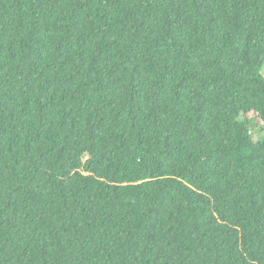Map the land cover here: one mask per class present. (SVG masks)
<instances>
[{"label":"trees","instance_id":"obj_1","mask_svg":"<svg viewBox=\"0 0 264 264\" xmlns=\"http://www.w3.org/2000/svg\"><path fill=\"white\" fill-rule=\"evenodd\" d=\"M264 0H0V264H264Z\"/></svg>","mask_w":264,"mask_h":264},{"label":"rangeland","instance_id":"obj_2","mask_svg":"<svg viewBox=\"0 0 264 264\" xmlns=\"http://www.w3.org/2000/svg\"><path fill=\"white\" fill-rule=\"evenodd\" d=\"M262 75L264 76V72H262Z\"/></svg>","mask_w":264,"mask_h":264}]
</instances>
